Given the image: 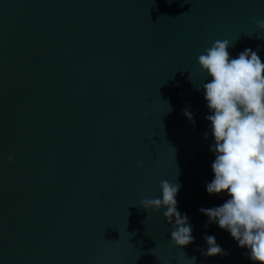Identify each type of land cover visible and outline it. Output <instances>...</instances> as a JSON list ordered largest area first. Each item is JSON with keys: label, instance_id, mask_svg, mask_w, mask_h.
<instances>
[{"label": "water", "instance_id": "obj_1", "mask_svg": "<svg viewBox=\"0 0 264 264\" xmlns=\"http://www.w3.org/2000/svg\"><path fill=\"white\" fill-rule=\"evenodd\" d=\"M255 19L264 0H0V264H254L199 211L228 197L206 190L214 138L197 89L216 40L264 61ZM163 180L180 185L187 247L165 209L141 207ZM205 235L227 255H203Z\"/></svg>", "mask_w": 264, "mask_h": 264}, {"label": "clouds", "instance_id": "obj_2", "mask_svg": "<svg viewBox=\"0 0 264 264\" xmlns=\"http://www.w3.org/2000/svg\"><path fill=\"white\" fill-rule=\"evenodd\" d=\"M253 23L264 32V19ZM232 46L229 40H216L198 56L201 71L210 77L197 90L203 91L211 113L205 119L210 122L214 138L210 151L215 154L211 164L214 178L206 190L209 195L228 197L220 206L199 211L210 223L227 230L241 248H247L254 264H264V61L251 48L233 58L229 53ZM182 114L195 123L188 108ZM8 160L14 163L15 157ZM138 166L143 169L144 164ZM160 187L162 197L144 198L141 207L148 212L165 209L172 243L187 247L194 237L187 214L178 211L180 185L163 180ZM204 239L208 247L203 255H227L214 236L205 235Z\"/></svg>", "mask_w": 264, "mask_h": 264}]
</instances>
